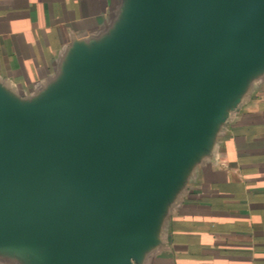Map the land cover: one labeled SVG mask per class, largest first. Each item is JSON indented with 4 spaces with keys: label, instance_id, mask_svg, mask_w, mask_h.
I'll list each match as a JSON object with an SVG mask.
<instances>
[{
    "label": "water",
    "instance_id": "water-1",
    "mask_svg": "<svg viewBox=\"0 0 264 264\" xmlns=\"http://www.w3.org/2000/svg\"><path fill=\"white\" fill-rule=\"evenodd\" d=\"M264 69V0H127L36 100L0 89V259L131 264Z\"/></svg>",
    "mask_w": 264,
    "mask_h": 264
},
{
    "label": "crops",
    "instance_id": "crops-1",
    "mask_svg": "<svg viewBox=\"0 0 264 264\" xmlns=\"http://www.w3.org/2000/svg\"><path fill=\"white\" fill-rule=\"evenodd\" d=\"M126 4L0 0V89L20 103L43 96L76 48L113 34ZM131 264H264V69L185 168Z\"/></svg>",
    "mask_w": 264,
    "mask_h": 264
},
{
    "label": "rangeland",
    "instance_id": "rangeland-1",
    "mask_svg": "<svg viewBox=\"0 0 264 264\" xmlns=\"http://www.w3.org/2000/svg\"><path fill=\"white\" fill-rule=\"evenodd\" d=\"M1 260H3V259H1ZM0 264H15V263H11V261L9 260H4V261H2V262H0Z\"/></svg>",
    "mask_w": 264,
    "mask_h": 264
}]
</instances>
